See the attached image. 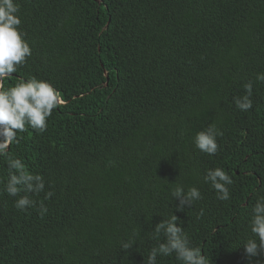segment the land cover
<instances>
[{
  "label": "trees",
  "instance_id": "16d2710c",
  "mask_svg": "<svg viewBox=\"0 0 264 264\" xmlns=\"http://www.w3.org/2000/svg\"><path fill=\"white\" fill-rule=\"evenodd\" d=\"M17 2L33 54L4 87L35 75L65 103L47 131L9 148L54 195L20 211L0 192V264H143L172 212L211 264H264L241 246L264 192V0ZM249 80L253 107L241 112L233 97ZM209 124L223 133L215 156L192 142ZM215 167L234 180L228 201L203 183ZM176 183L203 199L176 211Z\"/></svg>",
  "mask_w": 264,
  "mask_h": 264
},
{
  "label": "clouds",
  "instance_id": "9594fccd",
  "mask_svg": "<svg viewBox=\"0 0 264 264\" xmlns=\"http://www.w3.org/2000/svg\"><path fill=\"white\" fill-rule=\"evenodd\" d=\"M20 5L17 0H0V158L6 164V176L0 179V192L14 199V207L27 211L36 206L38 197L44 193V199H50L54 193L45 191L44 176L31 170L23 157L9 151L13 144L20 142V134L33 130L36 134L47 131L49 118L54 110L65 103L55 85L49 80L35 75L18 78L10 87L3 82L25 66L32 57L33 49L26 38L21 25ZM255 82L264 84V72L255 75ZM253 81L244 82V94L233 97V103L241 112L253 107ZM223 133L214 124L198 131L193 137L195 149L208 156H215L219 151L217 138ZM203 183L210 186L218 201L231 198L232 176L222 167L208 168L203 174ZM179 204L176 211L185 206L191 207L195 201L203 199L200 188L185 187L176 183L171 192ZM48 211L40 202L41 216ZM204 210L201 209L200 216ZM173 212L167 219L155 224L151 238L155 241L143 264H159L158 257H173L179 264H211V259L203 253L201 247L194 245L189 233L179 223ZM247 232L242 245L246 256L251 259L264 253V192H257L255 202L246 214ZM135 240L122 242L121 249H130ZM259 264V262H257Z\"/></svg>",
  "mask_w": 264,
  "mask_h": 264
}]
</instances>
